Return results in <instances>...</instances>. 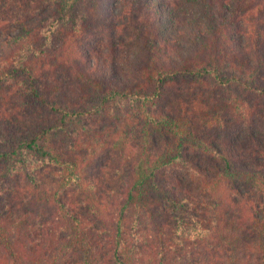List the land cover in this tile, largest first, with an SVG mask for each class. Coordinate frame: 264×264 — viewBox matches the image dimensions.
I'll use <instances>...</instances> for the list:
<instances>
[{
  "label": "trees",
  "instance_id": "obj_1",
  "mask_svg": "<svg viewBox=\"0 0 264 264\" xmlns=\"http://www.w3.org/2000/svg\"><path fill=\"white\" fill-rule=\"evenodd\" d=\"M0 264H264V0H0Z\"/></svg>",
  "mask_w": 264,
  "mask_h": 264
},
{
  "label": "rangeland",
  "instance_id": "obj_2",
  "mask_svg": "<svg viewBox=\"0 0 264 264\" xmlns=\"http://www.w3.org/2000/svg\"><path fill=\"white\" fill-rule=\"evenodd\" d=\"M103 163H104V162H100V166H101V164H103ZM43 180H44V182L50 184V183L52 182V175H51L49 172H47V173L43 176Z\"/></svg>",
  "mask_w": 264,
  "mask_h": 264
}]
</instances>
